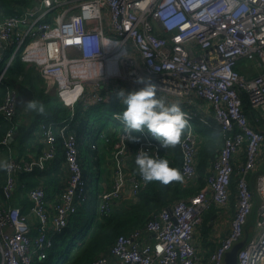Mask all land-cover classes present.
Masks as SVG:
<instances>
[{
  "label": "built area",
  "instance_id": "built-area-1",
  "mask_svg": "<svg viewBox=\"0 0 264 264\" xmlns=\"http://www.w3.org/2000/svg\"><path fill=\"white\" fill-rule=\"evenodd\" d=\"M0 41V85L5 93L0 115L8 121L15 116L17 90L5 83V70L16 52L36 67L45 94L68 107L71 117L76 103L106 101L120 90V82L139 89L141 77L157 85L159 97H175L189 120L179 143L184 187L198 177V137L192 121L208 123L206 115L188 106L195 99L205 101L217 121L222 145L205 170L204 186L162 207L142 227L118 235L105 254L88 264H222L224 253L243 239L253 206V233L236 259L237 264H264V0H32L20 13L0 21ZM5 52L10 53L7 60ZM240 60L255 73L238 71ZM242 91L257 111L253 124L243 109ZM119 114L112 113L121 125L116 140L111 144L102 136L110 146L113 171L111 187L100 192L92 191V180L83 177L76 135L65 120L40 123L42 147L33 157L12 155L15 124L0 138V155L6 149L8 165L0 199V264L46 259L54 236L79 205L88 203L91 192L100 215L118 199L135 198L147 184L135 164L141 148L171 162L169 146L162 147L147 129L133 131L140 140L130 141ZM58 138L68 171L66 185L51 200L42 183L29 187L25 213L21 205L8 202L16 193L18 176L50 167ZM234 181L235 213L227 232L221 224L212 226L216 246L204 259L195 247L196 231L210 206L223 211L229 206Z\"/></svg>",
  "mask_w": 264,
  "mask_h": 264
},
{
  "label": "trees",
  "instance_id": "trees-1",
  "mask_svg": "<svg viewBox=\"0 0 264 264\" xmlns=\"http://www.w3.org/2000/svg\"><path fill=\"white\" fill-rule=\"evenodd\" d=\"M4 2L5 0H3L1 4V9H3L2 13L4 16H8L20 13L26 6L32 3V0H7L6 3ZM9 56L10 53L7 52L5 54V60H7ZM26 65L27 64L21 59L20 52H16L6 67L5 83L10 87L16 88L17 101L15 116L11 121L4 119L0 115V138L13 124H15L16 130L14 132V139L15 136L19 139L16 143V153L18 156L25 155L27 149L31 146L30 140L32 135L35 134L36 130L39 131V125L41 122L47 123L50 121L65 120L69 124L68 131L74 132L76 135L78 143V162L83 177L92 180L91 175L86 174L83 163L79 158V145L81 144L80 137L86 136L88 140L92 139L93 142H95L99 137L104 141V138L102 137L104 136L109 139V143L111 144L116 140L121 125L119 121L112 117V113H122L124 109V105L121 98L117 95V91L110 93L106 101L97 104L84 106L81 103H76L74 105L73 116L71 117L68 107H65L56 97L45 94L41 77L38 73L37 75H32L30 71L33 68L31 65L29 67H26ZM235 68L238 71L241 70L238 69V65ZM20 76L23 77V80L18 79ZM4 94V86L0 85V103ZM240 96L247 118L252 124L255 123L254 119L258 115L257 111L250 107L246 92L242 91ZM50 97H53L54 103H49ZM33 99L42 102L46 111L44 114L34 111L35 122L25 129L24 122H18L16 117L26 110L25 105L27 101ZM182 108L184 109L185 107ZM188 109L197 111L193 105H189ZM199 113L206 115L208 123H203L198 118H195L192 121L194 134L198 137V161L196 164L198 177L194 184L184 187L180 181H171L167 184L160 181L147 182L145 187L138 191L135 198L118 199L106 215H100L97 210L98 204L95 192L98 191V186H91L93 189L92 191L95 190V192H91V199L88 203L79 205L76 212L70 217L63 231L54 236L53 245L48 250L47 258L34 264H88L93 258H96L100 254H105L118 235L142 227L162 207L179 199H185L195 194V192L204 186L205 181L203 176L205 167L208 160H210L220 149L222 138L220 132L215 129L217 121L213 117L211 109L209 110V113L204 111H200ZM90 118L99 119L98 123H96L97 126L95 131H92L93 129L89 127ZM261 122L264 123V121ZM35 139L38 140V137H35ZM36 145L37 144H35V146ZM104 145L106 148V155L104 154V158L107 156V159L105 160L106 164H108V162L112 163L109 152L110 146L107 143ZM41 147L42 146L39 147V150ZM169 152L171 153L170 166L181 172V153L179 144L169 146ZM2 153L7 157L6 149H3ZM59 156L63 159L60 140L58 141V153L56 158ZM131 167H135L133 162L131 163ZM47 169H49V167ZM47 169L38 175H46L48 173ZM27 175L29 174H20V179L25 180V178L28 177ZM108 177L109 176L106 175V178ZM5 182L6 174L4 167H2L0 168V199L3 197L2 188ZM28 188L29 187L26 188L20 185L17 186L14 197L8 201L14 205H21L23 212H25V209L30 206V201L27 197H23L18 202V198H20L21 194H24ZM231 188L235 192V181L232 183ZM46 198L51 200L50 195H46ZM207 211L206 216L204 218L202 217V222L200 224L201 230L199 239H201L204 244L207 243L205 236L209 233L211 216L215 213L216 208L212 205ZM60 245H64V252L62 255L57 254L56 256L55 253ZM211 245L210 242L203 245L207 250V254L209 251L210 254L215 249L214 246Z\"/></svg>",
  "mask_w": 264,
  "mask_h": 264
},
{
  "label": "clouds",
  "instance_id": "clouds-1",
  "mask_svg": "<svg viewBox=\"0 0 264 264\" xmlns=\"http://www.w3.org/2000/svg\"><path fill=\"white\" fill-rule=\"evenodd\" d=\"M137 83L143 86L137 90L120 89L117 95L124 105L118 118L122 121L127 138L132 142H139L140 137L131 135L133 131L142 132L145 129L159 142L162 147L175 146L181 143L182 136L189 124L187 114L181 109L180 102L171 104L157 95V85L149 79L138 78ZM29 111L44 114L46 109L42 102L29 100L25 105ZM135 164L145 182L184 180L183 174L170 166L165 158L150 154L149 150L141 148L135 158ZM0 167H8L7 163H0Z\"/></svg>",
  "mask_w": 264,
  "mask_h": 264
},
{
  "label": "crops",
  "instance_id": "crops-1",
  "mask_svg": "<svg viewBox=\"0 0 264 264\" xmlns=\"http://www.w3.org/2000/svg\"><path fill=\"white\" fill-rule=\"evenodd\" d=\"M7 0H5L4 3H6ZM12 15V14H11ZM7 16V15H5ZM4 14H0V21L5 17ZM0 50H1V41H0ZM6 53V52H5ZM30 65H26V67H29ZM32 67V66H31ZM30 67V68H31ZM33 68V67H32ZM238 69L244 73L247 76H251L255 73L253 67L251 66H246L245 63L240 60L238 62ZM129 84V83H128ZM131 85V84H130ZM42 87V86H41ZM120 89H124L121 86H119ZM200 104L196 105L194 104L193 107L195 108V110H199V111H204L206 110V112H208V105L205 101H200ZM34 111H29V110H25L21 115H19L18 117H16V119L18 120V122H24L25 124V129L28 128L29 126H31L34 122ZM216 129V128H215ZM27 132V130H26ZM40 131L36 130L35 134L32 135V138L30 140L31 146L30 148L27 149V152L25 155H20L18 156L16 153V143L17 141H19L18 137L15 136V139L13 141V148L11 149L12 151V155L16 156V157H33L36 154L39 153V147L42 146V139H41V134L39 133ZM35 137H38V140L35 139ZM29 140V139H28ZM90 140V139H89ZM41 142V143H39ZM35 144H37L35 146ZM15 146V147H14ZM264 150V148H263ZM106 155V153H105ZM263 155H264V151H263ZM7 159V157L5 156L4 153H2L0 155V163H4L5 160ZM107 159V156L105 158V160ZM210 160H208V163L205 167H208ZM107 166L113 171L112 169V163L108 162ZM2 168V167H0ZM260 169H264V164L260 167ZM48 173L46 175H38L40 173H33V174H29L27 175L28 177L25 178V180H21L20 179V175L18 176V186H22V187H32L38 183H42L45 193L46 195H50V199H53L55 197L56 194H58L61 189L64 187L65 183H66V179H67V170L65 168L63 159L61 156L57 157L55 161H53V163L51 164V166L49 167V169H47ZM205 173V171H204ZM98 184L102 186V189H109L112 185V176H109L108 178H106V175L103 179V181H100L99 179L97 180ZM25 185V186H24ZM25 189V188H24ZM23 197H26L25 192L24 194H21V197L18 198V202L20 199H22ZM235 201H236V195L232 189V193L229 197V201L228 204L229 206L223 211V214H219L217 212H215L212 216H211V223L209 224L211 226L210 230H209V234L205 236L207 243H211V246H216V242L213 240V236H212V226L214 224H221V229L222 231L225 233L228 230L229 227V220L231 219V217L233 216L234 213V209H235ZM29 206V205H28ZM215 207V206H214ZM216 211H217V207ZM28 209L29 207H27L25 209V213H28ZM220 215V217H219ZM28 218L31 222H35V218L29 214ZM198 230V229H197ZM198 232V231H196ZM204 238V239H205ZM195 243V247L197 252L202 255V257L207 258L209 255V252L207 254V250L205 249V247L203 245H206L207 243H202L201 239H199L198 234L196 233V240L194 241ZM212 251V250H211ZM225 264V263H224Z\"/></svg>",
  "mask_w": 264,
  "mask_h": 264
},
{
  "label": "rangeland",
  "instance_id": "rangeland-1",
  "mask_svg": "<svg viewBox=\"0 0 264 264\" xmlns=\"http://www.w3.org/2000/svg\"><path fill=\"white\" fill-rule=\"evenodd\" d=\"M3 0H0V14H3L2 11L3 9H1V4H2ZM33 69H31L30 73L32 75H37L38 71L36 69V67L32 66ZM20 80H23V77L20 76V78H18ZM119 86H121L122 88H124L125 90L128 91H133V90H137L138 88L135 86H131L128 83L125 82H120L117 83ZM52 96V95H51ZM160 97L164 98L166 100L167 103L171 104L172 102H175L176 99L175 97L169 95V94H161ZM49 103H54L53 101V97H50L49 99ZM194 104L198 105L200 104L198 99L194 100ZM93 116V115H92ZM111 117V116H110ZM99 119L97 118H90L89 120V127H91L93 130L95 131L96 129V123H98ZM81 144L79 145V158L81 160V162L83 163L84 166V170L86 172V174L91 175L92 177V182L89 184V187L93 186L95 187V183L97 182V180L99 179L100 181H103L105 175L107 176H112V170L107 166L105 158H104V154H105V143L103 141L102 138H98L95 142H93V140H88L86 136H81ZM102 186L98 184V191H102ZM98 204V201H97ZM98 210V209H97ZM208 211H205L203 213V218L206 216ZM219 214H223V210L217 208V211H215ZM220 217V215H219ZM255 219V215H251L250 217V225H249V231L253 225ZM211 226H209V230H210ZM254 229V228H253ZM200 230H201V226H199L198 228V237H200ZM253 233V230H252ZM252 233H249V235H251ZM209 234V233H208ZM207 234V235H208ZM64 245H60L57 248L56 251V256L57 254H63L64 252Z\"/></svg>",
  "mask_w": 264,
  "mask_h": 264
},
{
  "label": "water",
  "instance_id": "water-1",
  "mask_svg": "<svg viewBox=\"0 0 264 264\" xmlns=\"http://www.w3.org/2000/svg\"><path fill=\"white\" fill-rule=\"evenodd\" d=\"M252 184H253V182L251 183V186H252ZM252 214L255 215V219H254L253 225L249 231L248 227L250 225V217ZM255 220H256V207L253 206L251 208V211L248 214L246 222L243 226V234H244L243 239L232 244L230 249L224 253V256L222 259V264H224V263L225 264H237V259H236L237 251L243 246V242L250 236L249 233H252V230H253L254 224H255Z\"/></svg>",
  "mask_w": 264,
  "mask_h": 264
}]
</instances>
